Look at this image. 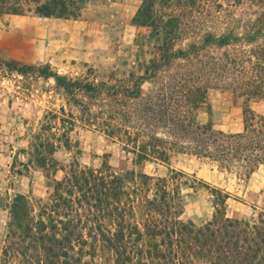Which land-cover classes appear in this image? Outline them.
<instances>
[{
  "label": "trees",
  "instance_id": "obj_1",
  "mask_svg": "<svg viewBox=\"0 0 264 264\" xmlns=\"http://www.w3.org/2000/svg\"><path fill=\"white\" fill-rule=\"evenodd\" d=\"M178 1L142 0L132 22L142 29L135 42L148 56L122 74L91 68L72 77L49 63L0 62L4 73L53 79L63 98L30 143V162L50 192L13 197L0 264H264V208L230 217L228 200L236 196L197 178L189 185L181 170L156 177L109 164L95 168L76 157L63 163L58 155L61 148L71 153L70 134L81 126L118 141L138 165L191 154L240 179L264 166V112L246 106L235 132L199 118L212 114L213 89L264 101V0L239 13L213 0H206L214 3L209 8L198 0L177 8ZM88 2L0 0V20L78 19ZM198 185L210 189L214 207L200 224L185 217L183 193V186Z\"/></svg>",
  "mask_w": 264,
  "mask_h": 264
},
{
  "label": "rangeland",
  "instance_id": "obj_2",
  "mask_svg": "<svg viewBox=\"0 0 264 264\" xmlns=\"http://www.w3.org/2000/svg\"><path fill=\"white\" fill-rule=\"evenodd\" d=\"M141 2L90 0L78 19L34 14L6 16L0 20V62L20 66L49 63L59 73L72 77L85 75L91 68L101 76L112 72L122 74L148 56L147 51L141 50L135 42L142 29L132 22ZM198 2L205 8L214 7V3L206 0ZM211 2L232 7L239 13L253 7L257 0ZM185 3L179 0L177 8L185 6ZM1 70L0 245L6 233L8 206L13 197L23 193L32 198H46L50 192L43 173L30 162V143L47 110L59 109L63 103L53 79L33 74L22 76L16 72L9 74ZM209 101L212 114L202 111L200 120L211 121L215 128L226 132L242 129L246 106L256 113L264 112L263 100L247 101L230 90H210ZM70 136L75 147L71 153L64 148L59 150L63 163L76 157L81 164L95 168L109 164L116 172L135 169L156 177L167 176L171 169L181 170L189 176L190 180L186 181L189 185L192 179L197 178L236 196L237 199L228 200L227 215L230 217L249 218L264 208L263 165L245 179L221 171L216 163L191 154H176L169 163L148 161L138 165L134 163L133 154L118 141L97 130L77 126ZM78 149L80 154L76 152ZM183 193L186 218L197 224L211 218L214 207L210 189L202 185L195 189L183 186Z\"/></svg>",
  "mask_w": 264,
  "mask_h": 264
}]
</instances>
